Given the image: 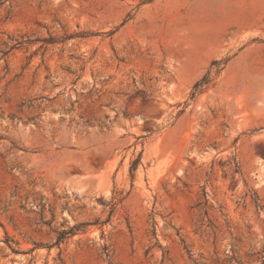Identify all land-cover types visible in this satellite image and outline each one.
Instances as JSON below:
<instances>
[{
  "label": "rangeland",
  "instance_id": "rangeland-1",
  "mask_svg": "<svg viewBox=\"0 0 264 264\" xmlns=\"http://www.w3.org/2000/svg\"><path fill=\"white\" fill-rule=\"evenodd\" d=\"M0 264H264V0H0Z\"/></svg>",
  "mask_w": 264,
  "mask_h": 264
},
{
  "label": "trees",
  "instance_id": "trees-1",
  "mask_svg": "<svg viewBox=\"0 0 264 264\" xmlns=\"http://www.w3.org/2000/svg\"><path fill=\"white\" fill-rule=\"evenodd\" d=\"M134 165H135V163H134Z\"/></svg>",
  "mask_w": 264,
  "mask_h": 264
}]
</instances>
